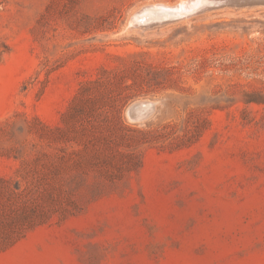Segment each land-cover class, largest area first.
<instances>
[{
    "label": "rangeland",
    "instance_id": "rangeland-1",
    "mask_svg": "<svg viewBox=\"0 0 264 264\" xmlns=\"http://www.w3.org/2000/svg\"><path fill=\"white\" fill-rule=\"evenodd\" d=\"M185 1L0 0V238L48 217L0 264H264V8Z\"/></svg>",
    "mask_w": 264,
    "mask_h": 264
},
{
    "label": "trees",
    "instance_id": "trees-1",
    "mask_svg": "<svg viewBox=\"0 0 264 264\" xmlns=\"http://www.w3.org/2000/svg\"><path fill=\"white\" fill-rule=\"evenodd\" d=\"M260 99V98H258ZM255 103H262L256 102L259 100H251ZM117 118V117H116ZM207 123V121H205ZM117 136L116 139L110 141V145H118L123 147L124 149H132L134 147H138L144 144H151V143H159L160 141H166L173 137L174 135V128L173 127H162L159 130L154 131H143V130H136L129 127L122 125L121 123L118 124L117 128ZM202 128L199 123L194 125L190 129H186L184 131L183 136L176 137L173 139V143L170 144L173 149H180L183 147H188L199 140L202 134ZM118 153V152H117ZM121 156H124L128 159V163L126 164L125 170L127 172L133 171L137 167V163H139L137 156L133 153L126 152V153H118ZM0 183L2 180L0 179ZM48 220V217H36L32 211L24 210L17 219L10 224H5L6 230L3 236L0 238V250L6 248L7 246H11L14 242L18 241L20 238L23 237L24 233L28 230H31L35 227L43 225Z\"/></svg>",
    "mask_w": 264,
    "mask_h": 264
},
{
    "label": "water",
    "instance_id": "water-1",
    "mask_svg": "<svg viewBox=\"0 0 264 264\" xmlns=\"http://www.w3.org/2000/svg\"><path fill=\"white\" fill-rule=\"evenodd\" d=\"M254 8H264V0H187L185 3L181 4L174 9L165 8H155L158 12H167L165 17L159 20L189 17L192 15L202 14L208 11L214 10H241V9H254ZM156 12L153 8L146 9L144 11L143 17H151L153 13ZM152 21L155 19H151Z\"/></svg>",
    "mask_w": 264,
    "mask_h": 264
},
{
    "label": "bare ground",
    "instance_id": "bare-ground-1",
    "mask_svg": "<svg viewBox=\"0 0 264 264\" xmlns=\"http://www.w3.org/2000/svg\"><path fill=\"white\" fill-rule=\"evenodd\" d=\"M182 1H180V3H181ZM186 2V1H185ZM184 2V3H185ZM183 4V3H182ZM177 5V4H176ZM175 5V6H176ZM181 5V4H180ZM179 5H177V7H178ZM149 7H151V6H149ZM161 8H163V7H161ZM167 8H168V6H167ZM175 8V7H174ZM153 10H155L156 12H154L153 13V15H151V19H161V18H163V17H165L164 15H167V13H170L169 11H167V12H158L154 7H153ZM153 16V17H152ZM149 17V16H148ZM134 19H135V17H134ZM144 20V19H143ZM134 22V21H133ZM131 23V22H130ZM131 25H134V24H131ZM132 27H134V26H132Z\"/></svg>",
    "mask_w": 264,
    "mask_h": 264
}]
</instances>
